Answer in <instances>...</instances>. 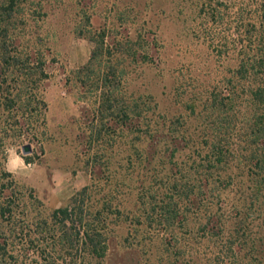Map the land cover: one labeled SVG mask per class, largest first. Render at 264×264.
I'll return each mask as SVG.
<instances>
[{
  "label": "rangeland",
  "instance_id": "374dc122",
  "mask_svg": "<svg viewBox=\"0 0 264 264\" xmlns=\"http://www.w3.org/2000/svg\"><path fill=\"white\" fill-rule=\"evenodd\" d=\"M241 2L0 0V48L20 56L13 66L0 58V205L13 208L18 227L48 221L97 181L113 191L120 214L108 218L106 254L92 264H201L209 258L198 233L187 242L194 260L173 256L172 233L188 239L178 223L194 222L198 212L190 205L185 211L180 191L187 184L194 193L201 187L193 155L174 137L189 131L196 139L205 131L202 118L234 68L230 19ZM102 34L103 55L93 60L91 72H81ZM223 43L230 50L220 49ZM28 68L31 77L22 74ZM100 74L110 81L106 90L115 97L116 112L111 118L103 112L102 120L95 116L104 87ZM14 95L24 101L18 112L8 110ZM124 103L156 132L122 129L116 114ZM13 146L27 169L6 166V149ZM148 198L153 202L146 207ZM176 208L170 233L163 222ZM143 212L140 226L135 221ZM258 250L264 255V246ZM27 259L43 263L32 252Z\"/></svg>",
  "mask_w": 264,
  "mask_h": 264
},
{
  "label": "trees",
  "instance_id": "16d2710c",
  "mask_svg": "<svg viewBox=\"0 0 264 264\" xmlns=\"http://www.w3.org/2000/svg\"><path fill=\"white\" fill-rule=\"evenodd\" d=\"M230 20L235 33L231 46L236 60L218 93L213 95L209 114L202 118L201 126L205 131L199 132L196 139L189 131H184V136L174 137L180 138L178 145L184 143L193 155L191 168L201 187L194 193V187L187 184L180 191L179 198L187 199L185 211L197 207L198 212L193 216L194 222L187 218L178 223L179 228L186 227L189 231L188 239L181 241L172 233L176 249L173 256L177 260L190 255L194 260L187 242L198 233L199 244L210 251L209 258L201 264H264V255L258 250L264 246V0H242ZM94 40L90 60L81 72L92 70L93 60L103 55L104 35ZM220 49L230 50L225 43ZM19 57L18 53L0 48V58L7 59L6 63L12 66ZM22 74L31 77V68ZM40 74L45 76L42 70ZM98 80H104L101 82L104 87L99 89L102 103L100 101L95 116L102 120L104 117L99 115L103 112H107L109 118L116 113L115 97L106 90L110 82L107 76L100 74ZM18 97L14 95L10 99L8 110L16 108L18 112L24 103ZM118 111L120 127L125 131L142 127L146 129L144 133L156 132L146 121L147 117L129 105L122 104ZM113 195V191L93 181L65 206L55 209L48 221L25 227H18L12 207L0 205V264H30L27 259L30 252L42 264H53L55 260L66 264H92L102 259L107 251L108 218L120 214V208L113 206ZM152 202L153 199L148 198L143 205L149 207ZM177 210H168V218L163 222L170 233L176 229L173 220ZM180 212L184 213L181 208ZM143 214L136 217L135 222L140 226ZM194 227H197L196 232ZM175 262L166 261L167 264Z\"/></svg>",
  "mask_w": 264,
  "mask_h": 264
},
{
  "label": "clouds",
  "instance_id": "9594fccd",
  "mask_svg": "<svg viewBox=\"0 0 264 264\" xmlns=\"http://www.w3.org/2000/svg\"><path fill=\"white\" fill-rule=\"evenodd\" d=\"M20 151L23 152L22 148ZM6 153L8 155V161L6 162V166L10 164L12 166L11 170L21 171L28 168V165L22 159L21 155L17 153L16 148L14 146L6 149Z\"/></svg>",
  "mask_w": 264,
  "mask_h": 264
},
{
  "label": "water",
  "instance_id": "95a60500",
  "mask_svg": "<svg viewBox=\"0 0 264 264\" xmlns=\"http://www.w3.org/2000/svg\"><path fill=\"white\" fill-rule=\"evenodd\" d=\"M23 149L25 154L30 153V146H25Z\"/></svg>",
  "mask_w": 264,
  "mask_h": 264
}]
</instances>
